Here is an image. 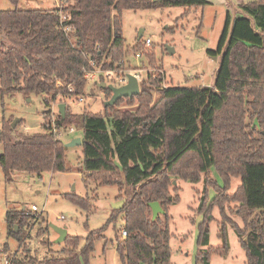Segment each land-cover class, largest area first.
<instances>
[{
    "label": "trees",
    "instance_id": "1",
    "mask_svg": "<svg viewBox=\"0 0 264 264\" xmlns=\"http://www.w3.org/2000/svg\"><path fill=\"white\" fill-rule=\"evenodd\" d=\"M15 4L18 0H13ZM178 2L187 15L193 7L209 0H72L63 7L69 14L68 34L56 25L60 8L18 7L0 12V30L9 41L0 47V96L20 93L25 97L42 95L47 107L84 93L85 75L100 67L103 71L126 72L129 69L157 67L153 47H145L142 38L129 44L124 34V10L155 9ZM241 13L226 28L212 55L221 54V62L212 84L165 85L163 72H143L141 92L108 105L105 113L73 112L67 104L65 116L57 111L56 131L49 126L51 108L40 132H22L24 120L12 126L14 117L4 120L0 130V166L7 182L17 171L42 175L43 172H68L66 141L60 132L70 127L82 131V158L78 162L87 178L99 184L129 187L131 194L123 205L111 212L106 224L90 230L86 236L68 234L61 254L51 252L34 264H89L96 241L111 221L120 217L128 231H117V250L122 264H172L169 207L181 200L179 180L213 183L216 193L210 199L204 191L197 210L204 212L198 224L196 264H211L214 252L229 250L226 229L223 246H211L212 208L218 206L237 214L243 225L233 223L239 242L246 252V264H264V0L239 4ZM230 17V16H229ZM172 30V28H170ZM76 40H72L71 38ZM143 50L145 58L133 65L128 55ZM142 55V56H143ZM141 56V57H142ZM53 75L63 84L57 85ZM100 80L104 82L101 75ZM74 87V92L69 91ZM107 99L111 90L105 89ZM59 100V101H60ZM128 107L121 108L124 102ZM215 168L223 179L220 185L211 177ZM233 176L241 183L230 192ZM86 180V179H84ZM177 181V183H175ZM75 205L91 211L88 195L65 194ZM159 201L164 213L153 218L150 202ZM8 233L22 247L28 230L42 213L29 207L7 212ZM41 219V220H40ZM86 226L89 228L88 223ZM50 225L38 230H50ZM89 230V229H88ZM121 232V231H120ZM25 248V247H24ZM17 254H8V264H25Z\"/></svg>",
    "mask_w": 264,
    "mask_h": 264
},
{
    "label": "rangeland",
    "instance_id": "2",
    "mask_svg": "<svg viewBox=\"0 0 264 264\" xmlns=\"http://www.w3.org/2000/svg\"><path fill=\"white\" fill-rule=\"evenodd\" d=\"M186 1L189 3L196 0ZM209 1L210 3L204 6L193 7L189 14L184 16L182 14L186 7L178 2L155 9L140 8L123 11V29L127 42L135 43L141 30H143L142 41L146 38L152 40L151 46L147 48H154L159 63L157 67L150 65L145 71L155 75L163 72L165 85H208L214 82L222 55H212L209 50L218 48V42L226 28L228 18L232 25L241 13L239 4L248 0ZM59 3L60 0H18L15 4L13 0H0V12L16 7L51 9ZM5 43L9 44L8 38L0 30V47ZM144 58L145 55L139 58L135 53L127 57L133 65H140ZM110 71L109 75H107L108 72L104 73L106 83L117 80L118 72ZM98 76L91 79L84 93L79 95L84 97L83 101H80L79 96L75 94L64 101H59V98L53 107L55 115L59 111L60 102L71 106L73 112L105 113L107 93L100 86L102 80ZM115 82L119 83V81ZM4 99L3 105V99L0 96V130L4 120L7 121L12 116L14 120H24V124L19 127L22 132H40L44 129L47 119L45 113L51 107H47L41 94L25 97L17 93L13 96L6 95ZM125 107H128L126 101L121 105V108L125 109ZM49 115V119L52 118V115ZM81 134L82 131L76 128L74 133H64L62 138L69 142ZM2 152L0 145V154ZM68 157L69 164L74 168L72 171L57 173L46 171L41 176L27 171H17L9 182L6 181L4 169L0 166V264H8V254H17V258L25 264H34L30 261L31 257L39 261L53 251L60 255L62 243L56 241L59 237L58 232L50 228L40 235L38 230L44 229L47 224L50 227L51 224H55L65 226L71 235L86 236L90 230L106 224L111 217V212L122 206L130 196L131 189L128 186L101 185L87 178L78 164L82 158V147L79 145L69 147ZM210 174L220 185L223 184V179L215 168H212ZM240 183L241 178L233 176L229 191L234 192ZM179 186L181 200L169 207L172 217L170 221L171 263L196 264L195 256L201 247L197 242L198 224L203 221L205 215L204 212L198 211L197 207L204 191H207L211 199L216 190L214 184H207L204 178L198 182L180 179ZM70 192L82 197L88 195L92 201V210L88 211L66 198L65 194ZM32 204H36L43 210L42 216L45 220L33 224L27 232L29 235L26 243L20 247L18 239L8 233L6 214L13 209L31 207ZM211 211L209 245L216 247L224 245L221 236L223 228L226 229V239L229 244V250L225 254L217 252L212 254L211 264H246V252L233 226L234 222L243 225L241 218L229 210H226L227 214L224 215L218 206H214ZM62 215H65L64 219L61 218ZM124 224V220L120 217L107 225L103 236L95 243V250L89 264H122L116 247V234L118 231V234L122 236L120 228Z\"/></svg>",
    "mask_w": 264,
    "mask_h": 264
},
{
    "label": "built area",
    "instance_id": "3",
    "mask_svg": "<svg viewBox=\"0 0 264 264\" xmlns=\"http://www.w3.org/2000/svg\"><path fill=\"white\" fill-rule=\"evenodd\" d=\"M72 0H60V3L58 4V7L60 8L59 12L61 13V19L59 21V23L56 25L57 28H61L62 30H64L66 33H70L72 31V28H73V25H69V24H66L67 23V20L69 18V14L64 12L63 11V7H66L67 5H69L71 3ZM72 40H76V37L74 38H71ZM151 43H152V40L151 38H146L145 40H143V45H145L146 47H150L151 46ZM136 57H141L143 55V50H140L138 52H136ZM145 69L143 68H140V69H129L128 71L131 72V73H134L135 76L137 77V79H139V81H141V77L143 75V71ZM108 72V73H107ZM110 70H107V71H103L100 67H96L95 69H93L92 71L88 72L86 75H85V78L86 80H88V82H90L91 79H94L97 75H99L98 77H101V75L104 76V73H107V75L110 74ZM127 73L128 72H119L118 75H117V80H113L116 84L115 81H119V83L117 85H123L124 83H126L129 79L127 77ZM53 77L56 79L57 81V85L58 86H61L63 84V81H61L59 78H57V75H53ZM69 91L71 93L74 92V87H70L69 88ZM70 98V96L67 97V99ZM79 100L80 101H83L84 100V97L83 96H79ZM61 101V100H60ZM54 104L56 103H53L52 106H51V112L50 114L52 115V118L49 119V126L51 127V129L55 132L56 131V123H57V115H55L54 111H53V107H54ZM75 129L76 127H70L68 128L67 130H63L60 132V136L62 137V135L64 133H74L75 132ZM29 210L32 211L33 213H42L43 210H41L36 204H32L31 207H29ZM62 219L65 218V215H62L61 216ZM37 221L35 222H31V223H36ZM121 230V235L123 237L127 236L128 234V231L125 229L124 226H122L120 228ZM8 261V260H7Z\"/></svg>",
    "mask_w": 264,
    "mask_h": 264
},
{
    "label": "water",
    "instance_id": "4",
    "mask_svg": "<svg viewBox=\"0 0 264 264\" xmlns=\"http://www.w3.org/2000/svg\"><path fill=\"white\" fill-rule=\"evenodd\" d=\"M155 1V0H154ZM143 36V30L140 31L139 38ZM128 81L124 83L123 85H117L115 83H106L102 82L100 86L103 89H106L107 87L111 90V97L107 99L106 101V106L108 105H114L116 104L121 98L125 97H134L135 95H139L141 92L140 89V81L137 79L134 73L128 72L127 73ZM67 105L65 102H60L59 103V113L65 116ZM21 121V119H15L12 122V126L16 127L17 124ZM82 144V137L81 136H76L74 139L66 143L67 147H74L75 145H81ZM177 183V181H175ZM150 205L152 207V213H153V218H157L159 214L164 213V208L160 204L159 201H152L150 202ZM51 227L58 232L59 237L56 240L57 243H61L64 241L69 232L65 226H57L55 224H51Z\"/></svg>",
    "mask_w": 264,
    "mask_h": 264
}]
</instances>
